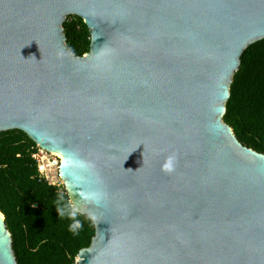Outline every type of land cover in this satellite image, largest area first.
<instances>
[{"label":"water","instance_id":"obj_1","mask_svg":"<svg viewBox=\"0 0 264 264\" xmlns=\"http://www.w3.org/2000/svg\"><path fill=\"white\" fill-rule=\"evenodd\" d=\"M262 40L264 0H0V133L60 156L95 231L77 264H264V154L223 121ZM0 264H17L1 212Z\"/></svg>","mask_w":264,"mask_h":264},{"label":"trees","instance_id":"obj_2","mask_svg":"<svg viewBox=\"0 0 264 264\" xmlns=\"http://www.w3.org/2000/svg\"><path fill=\"white\" fill-rule=\"evenodd\" d=\"M67 49L82 57L90 33L81 18L63 24ZM223 121L244 146L264 154V40L249 46L230 86ZM33 143L23 132L0 133V212L12 236L17 264H77L95 231L61 189L39 178Z\"/></svg>","mask_w":264,"mask_h":264},{"label":"built area","instance_id":"obj_3","mask_svg":"<svg viewBox=\"0 0 264 264\" xmlns=\"http://www.w3.org/2000/svg\"><path fill=\"white\" fill-rule=\"evenodd\" d=\"M32 158L36 162L39 178L45 180L49 185L61 189L63 186L59 177L60 156L50 154L35 145Z\"/></svg>","mask_w":264,"mask_h":264},{"label":"clouds","instance_id":"obj_4","mask_svg":"<svg viewBox=\"0 0 264 264\" xmlns=\"http://www.w3.org/2000/svg\"><path fill=\"white\" fill-rule=\"evenodd\" d=\"M170 170V169H169Z\"/></svg>","mask_w":264,"mask_h":264}]
</instances>
